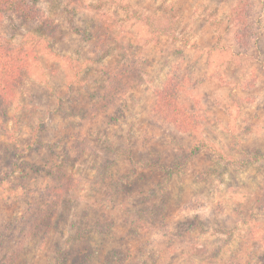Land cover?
<instances>
[{
    "label": "rangeland",
    "instance_id": "obj_1",
    "mask_svg": "<svg viewBox=\"0 0 264 264\" xmlns=\"http://www.w3.org/2000/svg\"><path fill=\"white\" fill-rule=\"evenodd\" d=\"M40 6L5 20L0 264H264V0Z\"/></svg>",
    "mask_w": 264,
    "mask_h": 264
},
{
    "label": "trees",
    "instance_id": "obj_2",
    "mask_svg": "<svg viewBox=\"0 0 264 264\" xmlns=\"http://www.w3.org/2000/svg\"><path fill=\"white\" fill-rule=\"evenodd\" d=\"M44 11L40 6V0H0V98H6L14 94L24 81L26 74V57L23 52L11 43V39L4 32L5 20L7 18L17 17L24 23L42 22L45 20ZM245 23H241L244 26ZM246 26V25H245ZM245 28V27H244ZM247 29V28H245ZM237 39L241 43L247 41L244 29L238 33ZM165 105L159 111L162 117L169 122H181L190 120V116L181 107L177 105L174 93H163ZM200 150V145L193 149V153ZM144 166L154 165L161 167L159 161L147 160ZM183 168V165H175L174 168H166L169 177L174 172Z\"/></svg>",
    "mask_w": 264,
    "mask_h": 264
}]
</instances>
